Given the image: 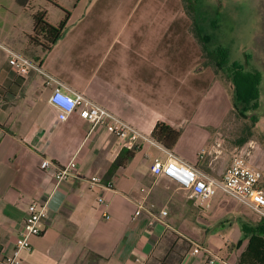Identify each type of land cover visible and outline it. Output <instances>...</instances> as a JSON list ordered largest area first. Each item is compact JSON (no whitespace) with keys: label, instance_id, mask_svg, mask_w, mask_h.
Here are the masks:
<instances>
[{"label":"crops","instance_id":"obj_1","mask_svg":"<svg viewBox=\"0 0 264 264\" xmlns=\"http://www.w3.org/2000/svg\"><path fill=\"white\" fill-rule=\"evenodd\" d=\"M39 12L54 26L69 14L64 36L48 52L30 40ZM191 29L181 0H0V264L12 255L34 202H47L49 215L20 264L239 263L249 238L264 229L263 217L229 196L237 205L215 201L219 193L202 202L156 178L151 167L167 155L149 142L113 169L130 152L122 141L103 126L92 130L78 113L59 121L46 77H21L8 64L6 48L37 61L151 139L159 123L181 130L171 151L221 179L229 163L212 148L228 115L220 118L215 107L232 97L205 65ZM252 153L250 161L238 154L264 174V157ZM74 158L77 174L59 185L53 169H41L43 159L58 168ZM94 176L112 187L91 190L87 179ZM140 203L168 214L150 224L146 214L134 216ZM196 246L210 254L194 255Z\"/></svg>","mask_w":264,"mask_h":264},{"label":"built area","instance_id":"obj_2","mask_svg":"<svg viewBox=\"0 0 264 264\" xmlns=\"http://www.w3.org/2000/svg\"><path fill=\"white\" fill-rule=\"evenodd\" d=\"M6 51L8 53V64L21 77L28 76L31 71L38 72L46 77L47 85L54 86L50 103L58 110L59 121L65 122L71 115L78 113L84 121L92 125V130L98 126L105 127L116 139L122 141V147L128 151L137 150L143 142L157 145L166 153L167 158L164 161L159 159L154 161L151 167L153 176L156 178L167 177L175 181L181 188L188 190L192 198L200 199L202 202L209 201L217 193H223L264 218V174L250 167L243 156H234L231 165L221 179L209 175L171 150L157 144L151 137L105 107L98 105L85 94L70 90L63 82L44 71L41 65L33 62L30 58L11 49L6 48ZM41 169H53L54 177L57 185H59L77 174L76 158L64 167L58 168H55L49 159H43ZM87 183L91 190L99 187L108 189L112 187L110 182L105 184L98 176L88 178ZM99 202L103 203L104 200L99 199ZM154 210L155 205L140 203L134 216L140 217L146 214L150 219V224H154L161 217L168 214L166 211L157 214ZM48 215L47 202H34L28 206L23 229L16 240L12 255L7 258L5 264H20L21 252L30 251V239L43 234V223ZM109 218L106 215V219ZM193 254L208 256L210 252L201 246H196ZM219 261L218 257H210L208 263L216 264Z\"/></svg>","mask_w":264,"mask_h":264},{"label":"rangeland","instance_id":"obj_3","mask_svg":"<svg viewBox=\"0 0 264 264\" xmlns=\"http://www.w3.org/2000/svg\"><path fill=\"white\" fill-rule=\"evenodd\" d=\"M181 1L183 4L185 2L187 6L194 4L195 19L205 30L210 47L226 51L230 66H233L235 62L247 64L246 55H250L249 66L245 65L246 68L262 73L259 106L257 109L247 112L249 118L256 115L259 117V121L253 128L251 140L244 145H238L237 142L240 138L247 136L248 131L245 128L251 124V120L239 117L233 107L230 108L234 92L230 84L227 83L226 74L217 73L218 79L230 91L232 100L219 101L220 105L215 107L216 114L220 118H223L224 115L228 116L216 131L218 140L214 143L212 151L215 155L223 153L229 166L234 156L239 155L241 150L248 161L253 155L252 152L258 151L264 157V0ZM243 108L241 105L240 109L243 110ZM220 200H229L236 204L228 196L219 193L215 197V201Z\"/></svg>","mask_w":264,"mask_h":264},{"label":"trees","instance_id":"obj_4","mask_svg":"<svg viewBox=\"0 0 264 264\" xmlns=\"http://www.w3.org/2000/svg\"><path fill=\"white\" fill-rule=\"evenodd\" d=\"M184 7L188 16L192 20V34L194 35L198 44L202 49L203 57L206 59L205 65H211V67L217 72L226 74L227 83L230 84L233 94V109L241 118H249L247 112L257 109L260 98V89L262 84V73L256 70H248L246 66H249L250 55H246L247 64L243 65L239 62L233 63V66L229 65V59L226 51L221 49H212L210 42L206 38L205 30L202 29L200 24L195 19L196 8L194 4L187 6L184 2ZM69 14H66L64 20L57 26L51 25L46 20L45 12H39L35 15V29L34 35L30 40L32 44L40 45L45 52L51 50L64 36L67 30V23ZM33 62H37L34 61ZM243 106V110L240 106ZM251 124L246 126L248 131L247 136L238 140V145H244L251 140L253 134V128L259 121V117L252 115L249 118ZM182 134L181 130L173 128L165 123H159L155 127L152 138L159 144H161L167 150H172ZM133 153L130 151L126 153L123 159H120L115 167L120 166L127 159L132 157ZM264 220V219H263ZM264 226V225H263ZM245 231L250 232L249 225H245ZM238 264H264V229H260V233L254 234L249 238V244L246 250L242 253Z\"/></svg>","mask_w":264,"mask_h":264}]
</instances>
